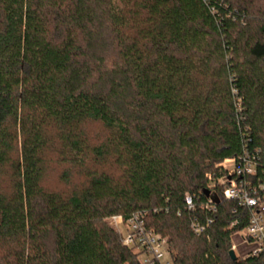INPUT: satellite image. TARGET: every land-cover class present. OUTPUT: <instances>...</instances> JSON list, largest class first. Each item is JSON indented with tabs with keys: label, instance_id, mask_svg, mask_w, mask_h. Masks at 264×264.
<instances>
[{
	"label": "trees",
	"instance_id": "1",
	"mask_svg": "<svg viewBox=\"0 0 264 264\" xmlns=\"http://www.w3.org/2000/svg\"><path fill=\"white\" fill-rule=\"evenodd\" d=\"M245 150L264 177V0H0V264H144L135 212L173 264H264L229 254Z\"/></svg>",
	"mask_w": 264,
	"mask_h": 264
},
{
	"label": "built area",
	"instance_id": "2",
	"mask_svg": "<svg viewBox=\"0 0 264 264\" xmlns=\"http://www.w3.org/2000/svg\"><path fill=\"white\" fill-rule=\"evenodd\" d=\"M256 156L245 150L229 175L218 180L219 184L224 185L222 192L226 199L234 200L249 210V224L245 228L247 232L240 236L242 243L249 246L245 257L258 255L264 249V177L257 176ZM185 201L189 209L194 208L190 195H187ZM202 207L211 213L217 210L212 198H209ZM145 214L135 212L127 222L120 216L121 221L129 225L127 235L123 236V243L140 249L142 253L140 261L144 264H152L154 261L173 264L168 238L146 228L143 220ZM212 220L209 217L205 218V222L193 219L190 223L192 231L196 236L202 235ZM232 249L238 250L234 242Z\"/></svg>",
	"mask_w": 264,
	"mask_h": 264
},
{
	"label": "rangeland",
	"instance_id": "3",
	"mask_svg": "<svg viewBox=\"0 0 264 264\" xmlns=\"http://www.w3.org/2000/svg\"><path fill=\"white\" fill-rule=\"evenodd\" d=\"M89 135L93 136V138H101L104 135V132H102V128L99 124H91L89 127ZM224 166L229 169L233 170L235 168V161L234 159H227L224 162ZM68 167L65 163H59L57 162L56 165H53L51 169L48 171V180L47 183L50 186H57V187H63V181L61 180V173L64 169ZM110 226L114 227L122 236H126L128 232L129 225L127 223H123L120 216H111L106 219ZM246 229L238 232L233 235L232 242H234L237 246V249L235 251L236 255L245 257L246 253L249 250V246H246L242 243V238H240L241 235H244L246 233ZM135 249L139 252V259H142V253L141 250L135 247Z\"/></svg>",
	"mask_w": 264,
	"mask_h": 264
},
{
	"label": "water",
	"instance_id": "4",
	"mask_svg": "<svg viewBox=\"0 0 264 264\" xmlns=\"http://www.w3.org/2000/svg\"><path fill=\"white\" fill-rule=\"evenodd\" d=\"M207 194H208V193H207ZM229 254H230V256H231V258H232L233 260H235V259L237 258V255H236V253H235V251H234L233 249L230 250Z\"/></svg>",
	"mask_w": 264,
	"mask_h": 264
}]
</instances>
